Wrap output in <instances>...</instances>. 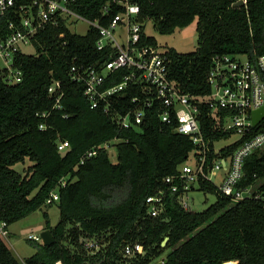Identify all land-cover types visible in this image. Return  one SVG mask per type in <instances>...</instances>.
<instances>
[{"label":"trees","instance_id":"16d2710c","mask_svg":"<svg viewBox=\"0 0 264 264\" xmlns=\"http://www.w3.org/2000/svg\"><path fill=\"white\" fill-rule=\"evenodd\" d=\"M118 1L74 0L70 8L106 25L123 11ZM237 1L128 0L139 7L138 19L152 21L160 35L196 20L194 51L164 50L169 78L189 95L209 93L206 75L216 55L244 54L253 60L264 53V0L233 6ZM8 35L6 18L0 16V41ZM97 39L95 29L78 35L64 21L47 25L32 44L34 54L18 53L14 58L20 82H5L6 75L0 71V222L8 227L53 203L59 212L54 227L43 212L44 231H50L54 241L47 246L28 240L35 252L24 263L0 237V264H152L162 256L164 264H264L261 201H233L213 183L199 181L195 188L213 194L215 202L201 212L183 209L164 179L176 175L195 148L189 138L174 133L152 108L145 111L142 124L121 127L118 114L132 106L126 95L108 112L90 109L83 84L74 82L71 68H96L108 61L106 54L97 51ZM141 44L156 46L144 33ZM121 74H113L112 84L120 81ZM56 82L59 87L50 93ZM199 120L208 162L231 157L246 139L215 153L216 143L231 134L217 126L209 110H203ZM110 141L116 152L114 163L108 149L100 147ZM63 142L68 144L65 155L58 150ZM93 148L96 155L80 163ZM26 161L29 165L21 173L13 168ZM243 171L241 186L261 183L264 191V151L247 157ZM158 192L164 194V208L151 217L146 198ZM52 193L58 200L46 204ZM83 240L95 241L98 249L87 250ZM128 244H140L143 254L126 257Z\"/></svg>","mask_w":264,"mask_h":264},{"label":"built area","instance_id":"2783aa9c","mask_svg":"<svg viewBox=\"0 0 264 264\" xmlns=\"http://www.w3.org/2000/svg\"><path fill=\"white\" fill-rule=\"evenodd\" d=\"M73 1L0 0V16L6 18L9 30V35L0 41V71L6 75L5 82H20L21 71L15 68L14 58L16 54L23 53L22 46H32L43 28L56 26L62 21L67 27L83 22L88 26L86 33L92 29L97 31L96 49L108 56V61L96 68L82 65L71 68L74 82L83 84V96L90 109L101 108L108 112L112 103H118L120 97L129 96L132 106L124 114H118L116 119L121 127L142 124L145 111L152 108L163 124L172 126L174 133L187 136L195 146L188 159L178 166L177 174L164 179L168 190L176 193L179 205L189 210L187 194L199 181H209L223 196L233 201L253 199L261 201L264 207V191L259 188L261 183L240 185L247 157L258 150L264 151V53L253 60L244 54L216 55L206 75L209 93L185 94L169 78L165 51L157 46L141 44L146 21L138 19L140 10L136 4L119 0L117 3L123 11L104 25L101 21L88 20L76 14L70 8ZM241 1L243 5L246 3V0ZM121 71L120 81L112 84L113 74ZM57 87L58 82L48 91L53 93ZM58 100L59 97L57 103ZM260 109L263 116L254 124L253 113ZM203 110L211 111L217 126L236 136L234 141L246 138L231 157L207 161V142L199 120ZM234 141L220 148L215 147V153ZM111 143L100 147L109 150ZM67 147L68 144L63 142L58 145V150L63 152ZM96 153V148L86 151L80 163ZM218 176L219 183H214L213 178ZM163 195L158 192L146 198L147 213L151 217H157L163 211ZM57 200V193H52L46 204ZM7 229V224L0 222V237L3 239L7 238ZM28 240L42 241L40 236L31 235ZM83 243L87 250L98 249L95 241L83 240ZM136 254H143L140 244L125 246L126 257ZM152 264H164V256Z\"/></svg>","mask_w":264,"mask_h":264},{"label":"rangeland","instance_id":"374dc122","mask_svg":"<svg viewBox=\"0 0 264 264\" xmlns=\"http://www.w3.org/2000/svg\"><path fill=\"white\" fill-rule=\"evenodd\" d=\"M68 29L72 33L84 35L88 26L83 22H79L75 26L74 24H70ZM144 35L148 38L154 39L157 48L161 51L173 48L176 52L189 53L194 51L197 46L196 20L188 26L176 29L172 34L168 35H160L154 29L152 21L147 20L144 26ZM21 51L25 54H34V49L30 45L22 46ZM235 138V135H231L228 139L217 142L216 147L220 148L221 146L234 141ZM108 153L110 161L114 163L116 161L115 149L110 147ZM28 165L29 162L26 161L23 165L16 164L13 168L21 173ZM219 181V176L213 178L214 183H219ZM215 200L216 198L213 194L204 193L196 188L190 191L186 196L189 210L193 212H201L205 210L212 205ZM43 212L47 213V220L50 227H54L59 219V212L56 203L46 205L40 210H37L8 226V235L7 238H4V242L20 263H24V260L32 256L35 252L34 246L28 241V236L39 237L44 231L45 218L43 217Z\"/></svg>","mask_w":264,"mask_h":264},{"label":"water","instance_id":"95a60500","mask_svg":"<svg viewBox=\"0 0 264 264\" xmlns=\"http://www.w3.org/2000/svg\"><path fill=\"white\" fill-rule=\"evenodd\" d=\"M242 5H243V2L241 0L233 4V6H242ZM262 116H263L262 109L255 111L253 113V122H254V124H256L260 120V118ZM66 153H67V150L63 151L61 153V155H65ZM40 238H41L43 244L44 245H47V246L51 245L53 243V241H54L53 238H52V235H51L50 231H48V230L43 231L40 234ZM167 240H168V238H165L163 240V242L161 243V246L162 247H165Z\"/></svg>","mask_w":264,"mask_h":264},{"label":"bare ground","instance_id":"6f19581e","mask_svg":"<svg viewBox=\"0 0 264 264\" xmlns=\"http://www.w3.org/2000/svg\"><path fill=\"white\" fill-rule=\"evenodd\" d=\"M226 264H234L233 262H228V263H226Z\"/></svg>","mask_w":264,"mask_h":264}]
</instances>
